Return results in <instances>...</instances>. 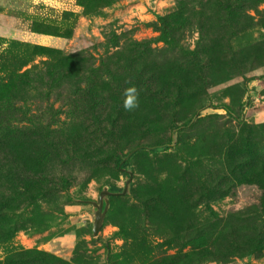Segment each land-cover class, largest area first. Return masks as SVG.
<instances>
[{"label":"rangeland","instance_id":"1","mask_svg":"<svg viewBox=\"0 0 264 264\" xmlns=\"http://www.w3.org/2000/svg\"><path fill=\"white\" fill-rule=\"evenodd\" d=\"M7 57L41 75L5 117L0 264H264V0H0Z\"/></svg>","mask_w":264,"mask_h":264},{"label":"trees","instance_id":"2","mask_svg":"<svg viewBox=\"0 0 264 264\" xmlns=\"http://www.w3.org/2000/svg\"><path fill=\"white\" fill-rule=\"evenodd\" d=\"M224 9H227L228 11H230V9L232 10L234 8L228 2V3H225ZM164 36L166 37V33H164ZM34 48L38 49L37 52H40L41 50L44 51V52L55 51L54 49H51L49 47L40 46V45H35ZM19 60H20L19 58H14L13 62L11 63V62H9V59L7 57V59L5 60L3 66L0 67V70L2 72H4V75L9 80V82H7L4 85H2V89H0V146L6 144V147L8 148V151L11 154H14V155L15 154L19 155V154L26 153V152H24V150L21 149L22 146H23L21 143L15 144V145H11L10 140H9L10 137L7 140V138L5 136L7 134L4 133L5 128H7V127H5V123L7 122V118H8V122H7L8 126L11 125V120L13 118L12 117L10 118V116H11L10 114L12 113L13 106H15V103L17 101H21V102L25 101V99L23 97H21V94H25V92H26L25 88H27V86H29L31 83H33L34 81L35 82L39 81V79H40L39 76L41 75L40 72L35 71V70H27V71H24L23 73H16L15 70L12 69V66L14 64H18ZM24 64H26V63H24ZM15 73L19 77V80H18L19 86L18 87L13 82L15 80V79L13 80V77H14ZM30 76H32V77L30 78ZM28 79H32V80H28ZM16 96H18V99H16ZM15 99L17 101H14ZM4 105H7L6 106L7 108H4L3 107ZM13 110H15V108ZM19 110H21V109H19ZM2 114H4V115H2ZM6 116H7V118H5ZM196 116H197V114H195L192 118H190L187 122H185L183 124V126L186 127V126L192 125L195 122L194 119L196 118ZM22 118L23 117H20L19 120H22ZM176 128H179V127H176ZM8 129H9V127H8ZM174 145H175V140H174V138H171L170 146H174ZM16 160L20 161L21 163H26V164H29V163L33 162L32 160H30V161H21L20 159H16ZM122 160H123L122 157H119L117 159V165L119 166L120 170H121V167L124 168L123 165L126 164V162H127V161H125L121 165V161ZM257 169H260L261 173H263V175H264V164L259 166ZM110 189L113 190V191L121 190V188H119L117 186H114V185H112L110 187ZM113 197H115V196H113ZM116 197H119V196H116ZM199 238L200 239L198 240V243H196V244H200L201 243V246H204V245H206L208 243L206 241L209 240V237L205 233H201ZM199 241H201V242H199ZM192 243H193V241H192ZM193 244H195V243H193ZM197 247L200 248L199 246H197Z\"/></svg>","mask_w":264,"mask_h":264},{"label":"water","instance_id":"3","mask_svg":"<svg viewBox=\"0 0 264 264\" xmlns=\"http://www.w3.org/2000/svg\"><path fill=\"white\" fill-rule=\"evenodd\" d=\"M129 155L125 156L123 158V160L121 161V165L125 162L126 158ZM121 169L125 170L129 177L126 180V185L125 187L120 191H113L111 189H109L108 187H104L101 195H100V201H94V200H85L84 202H88L90 204H92L93 208H92V213L94 215V222H93V234L96 235L97 232L99 231V229L102 227L103 223H104V219H105V214L108 210L109 207V196H119V195H126L129 193L130 191V186L132 183V177H133V173L130 170H127L126 168H122Z\"/></svg>","mask_w":264,"mask_h":264},{"label":"clouds","instance_id":"4","mask_svg":"<svg viewBox=\"0 0 264 264\" xmlns=\"http://www.w3.org/2000/svg\"><path fill=\"white\" fill-rule=\"evenodd\" d=\"M139 106V92L135 86L125 89L123 93V107L132 111Z\"/></svg>","mask_w":264,"mask_h":264}]
</instances>
